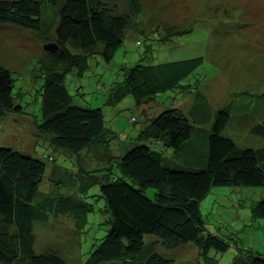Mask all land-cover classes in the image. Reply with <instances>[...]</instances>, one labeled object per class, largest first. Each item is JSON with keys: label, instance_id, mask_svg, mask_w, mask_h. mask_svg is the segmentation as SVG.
Listing matches in <instances>:
<instances>
[{"label": "trees", "instance_id": "1", "mask_svg": "<svg viewBox=\"0 0 264 264\" xmlns=\"http://www.w3.org/2000/svg\"><path fill=\"white\" fill-rule=\"evenodd\" d=\"M115 1L109 6L107 0H47L58 7L51 42L57 48L44 51L39 60L40 117L32 121L38 141H47L57 154L68 157L90 151L92 162L101 163L94 169L104 172L99 176L98 191L107 213V228L81 264H177L157 252L158 246L174 252L188 243L204 259L209 252L223 253L227 244L205 231L199 202L213 186L262 187L255 212L264 218V103L256 100L237 106H247L237 120L262 137L259 148L238 147L222 135L230 120L226 106L214 111L208 125L194 127L180 108L161 105L158 111L157 105L136 137L113 142L114 136L104 128L101 108L76 102L68 92L65 75L72 70L82 75L91 56L98 55L108 63L122 44L130 28L129 15L139 12V2L121 0L125 12ZM42 22L39 0H0V23L38 31L46 38L52 23H44L41 29ZM167 28L165 36L185 32ZM202 63L201 56L156 64L137 61L124 70L123 89L138 106L167 91L174 93L173 101L185 92L201 97ZM13 81L11 71L0 65L1 129L9 114L24 113L14 103ZM192 113V120L199 122L200 114ZM251 113L257 114L252 117ZM36 134L27 149L0 144V264H68L53 248L34 251L33 223L65 215L66 210L75 228L84 222L85 195L80 191H86L85 184L79 182L77 197L56 190L39 192L45 159L54 161V157L35 152ZM90 167L79 168V177L93 170ZM62 173L60 166L50 165L49 176L56 187L68 182L65 176L58 178ZM147 189H152L149 195ZM145 236L151 237L146 242L155 244L157 251L146 245ZM245 258L242 261L236 256L231 264H264V254L248 252Z\"/></svg>", "mask_w": 264, "mask_h": 264}, {"label": "rangeland", "instance_id": "2", "mask_svg": "<svg viewBox=\"0 0 264 264\" xmlns=\"http://www.w3.org/2000/svg\"><path fill=\"white\" fill-rule=\"evenodd\" d=\"M107 1L109 6L113 5L112 0ZM39 2L44 23H52L46 38L38 31L0 23V65L11 71L14 103L23 107L24 111L22 114L8 115L5 126L0 130V138L10 142L0 144L15 148L27 149L30 140H35L37 131L32 121L40 117L42 84L39 60L44 58V45L53 42L57 23L58 7L50 5L47 0ZM138 2L139 12L129 15L130 28L108 63L95 55L88 60L82 75H76V70L66 73V87L73 99L92 108H101L104 128L112 133L115 143L120 144V139L126 137H136L145 119L148 120L151 109L158 105L159 111L161 105L168 107L173 104L187 114L194 127L208 125L213 120L214 111L226 106L230 120L222 135L231 138L238 147H261L262 137L238 123V115L245 113L247 106L242 109H237V106H245L256 100L264 103V0ZM115 3L127 12L121 0ZM171 26L185 32L173 31L165 36V29ZM194 56L203 58L198 85L201 97L196 92H185L179 97L175 96L173 101L174 93L167 91L156 94L154 100L149 99L138 106L133 96L123 89L122 74L137 61L156 64ZM192 112H197V116L200 114L199 122L192 120ZM256 114L251 113V116ZM16 134L19 136L17 144L18 137L12 139ZM37 135L35 152L54 157V161L45 159L46 171L39 192L56 190L77 197L76 189L82 182L86 185V191H80L85 195L83 207L86 210L83 211L84 222L76 228L67 210L65 215L60 213L46 221L35 220L34 251L53 248L68 264H81L107 228V213L98 191L99 176L104 172L94 169H99L101 163L92 162L90 151H83L78 156L68 154L70 157L57 154L47 141H38ZM11 142H15L14 145ZM111 148L117 155L116 145L112 143ZM53 163L62 168L63 173L58 178L65 176L68 180L66 186L56 187L58 185L51 180L49 171ZM87 163L93 170L79 177V168L89 167ZM151 191L147 189L148 195ZM262 194V187L213 186L199 202L205 231L227 244V250L223 253L209 252L204 259L191 243L172 252L160 246L157 251L155 244L146 242L150 236H145L144 241L151 251L156 250L162 256L174 259L177 264H231L236 256H241V260L245 261L248 252L264 254V218L255 212L256 202ZM76 210L77 207L74 213Z\"/></svg>", "mask_w": 264, "mask_h": 264}, {"label": "crops", "instance_id": "3", "mask_svg": "<svg viewBox=\"0 0 264 264\" xmlns=\"http://www.w3.org/2000/svg\"><path fill=\"white\" fill-rule=\"evenodd\" d=\"M152 113V112H151ZM153 114H150L149 116H148V118H150L151 116H152ZM145 123L147 122V120L145 119V121H144ZM0 130H1V128H0ZM19 133V132H18ZM18 137V141L15 143V142H11L12 144L11 145H14V143L15 144H17L18 142H19V136L16 134V135H13V137H12V139H14L15 140V138H17ZM1 140H0V142H2V143H4V142H6V143H9L10 142V140H6V139H4V138H0ZM119 152V151H118Z\"/></svg>", "mask_w": 264, "mask_h": 264}, {"label": "water", "instance_id": "4", "mask_svg": "<svg viewBox=\"0 0 264 264\" xmlns=\"http://www.w3.org/2000/svg\"><path fill=\"white\" fill-rule=\"evenodd\" d=\"M43 48H44V51L46 52H53L57 48V46L53 43H48V44H45Z\"/></svg>", "mask_w": 264, "mask_h": 264}, {"label": "bare ground", "instance_id": "5", "mask_svg": "<svg viewBox=\"0 0 264 264\" xmlns=\"http://www.w3.org/2000/svg\"><path fill=\"white\" fill-rule=\"evenodd\" d=\"M128 26H129V25H128ZM131 27H132V26H131ZM148 31H149V30H148ZM155 32H156V31H155ZM155 32H154V33H155ZM148 33H150V32H148ZM151 35H152V34H151ZM151 35L149 34V36H151ZM151 38H152V37H150L149 39H151ZM159 144H160V143H159ZM157 148H158V147H157ZM49 160H50V159H49Z\"/></svg>", "mask_w": 264, "mask_h": 264}]
</instances>
